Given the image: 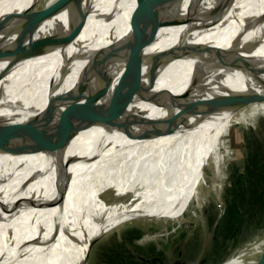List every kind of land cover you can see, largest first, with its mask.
Listing matches in <instances>:
<instances>
[{
  "label": "bare ground",
  "instance_id": "6f19581e",
  "mask_svg": "<svg viewBox=\"0 0 264 264\" xmlns=\"http://www.w3.org/2000/svg\"><path fill=\"white\" fill-rule=\"evenodd\" d=\"M39 1L0 0V16L29 9ZM134 2L122 0L120 6L127 14L57 43L47 53L23 61L1 78L0 115L25 117L43 110L50 97L75 86L80 69L99 51L111 52L121 73L132 67L139 70L138 79L142 82L150 76L155 77V90L174 88V85L180 87L185 83L183 77L177 79L180 71L190 67V61L183 57L194 44L213 43L215 47L226 48L228 40L243 23L236 13L237 7L242 14L254 16L257 5H264V0H169L137 14L133 12ZM226 8L231 21L227 23V19L221 23ZM207 25L213 28L204 32ZM239 52L234 66L208 84L210 89L237 93L264 91V39L248 42ZM3 66L0 63V70ZM105 91L101 104L81 116L64 135L63 169L53 187L73 194L79 201L86 197L107 203L103 206L107 213L102 214L103 218L146 212L154 216L160 214L163 206L159 200L176 195L185 180L191 183L187 185V199L192 191L193 196L199 191L202 196H207L206 169L212 163L211 155L237 113L211 115L199 124L195 123L193 115L191 127L160 136L161 122L167 114L163 107L165 101L161 104L160 99L123 102L113 88ZM110 97L116 101L106 105ZM128 123V128L119 129L120 125ZM41 157L38 155L35 160H31L32 156L21 157L15 165L30 164L33 170L37 167L36 159ZM7 160L6 155L0 153V163L4 165ZM197 167L201 169L194 183L191 179L193 169ZM31 169L15 171L1 184L0 201H15L22 196L34 198L33 194L38 190L41 191L40 199L48 197L49 189L43 188L41 183L36 187L32 185L29 191L22 189L23 180ZM213 172L214 180L219 181L215 169ZM218 196L217 200L223 203ZM147 199L148 207L143 208ZM189 203L164 215V219L171 220L172 215L180 213L183 214L179 219L182 218L187 209L182 212L181 208ZM103 207L99 211L104 210ZM46 209L45 206L32 209L26 206L16 210L13 217L20 228L12 236L6 231L7 239L0 243V264H87L90 244L112 230L97 221L87 228L82 222L77 223L75 230L68 225L63 228L57 221L37 214L46 213ZM71 211L66 212L67 219L74 216ZM1 215L5 220L10 217L6 212ZM25 216L33 217L22 223ZM59 230L64 235L59 234L55 239L53 233ZM260 264H264V256Z\"/></svg>",
  "mask_w": 264,
  "mask_h": 264
},
{
  "label": "water",
  "instance_id": "95a60500",
  "mask_svg": "<svg viewBox=\"0 0 264 264\" xmlns=\"http://www.w3.org/2000/svg\"><path fill=\"white\" fill-rule=\"evenodd\" d=\"M167 1L169 0H135L133 12L142 14ZM121 2L122 0H63L45 8L34 9L32 6L26 10L12 11L0 16V63L4 64L0 70V79L9 75L23 61L47 53L57 43L71 39L87 28H96L109 20L127 14L128 12L122 10L120 6ZM236 13L241 16L243 23L228 40L226 48L215 47L213 43L200 42L194 44L185 53L183 58L185 61H190V67L180 71L177 79L183 77L185 80L180 87L174 85V88L155 90V77L150 76L149 80L142 82L138 79L139 70L132 67L121 73L120 67L116 64V57L109 51H99L80 69L75 86L71 90L50 97L49 103L43 110L25 117L20 114L15 117L0 115V153H4L8 158L4 165L0 163V186L15 171L20 169L25 171L29 167L31 169L30 164L16 166L17 159L32 156L31 160H35L36 156L41 155V159H36L37 167L30 170L21 186L23 190L29 191L32 185L36 187L41 183L44 184L43 188L47 186L49 189V195L44 199H40L41 191L38 190L37 193L33 192L34 198L22 196L15 201H0V243L7 239L6 231L12 236L19 230L20 227L14 221L16 219L13 215L16 210L26 206L30 209L45 206L48 211L37 214H43L57 221L63 228L68 225L75 229L77 223L81 222L87 228L91 222L97 221L102 226H108L107 229H112L138 218H162L183 203H189L193 191L187 199L189 189L187 185L191 183L185 180L176 195L159 200L158 203L163 206L160 214L154 216L151 212H146L121 216L108 215L103 218L102 214L106 212L103 206L107 203L86 197L79 201L73 194L53 187L54 184L56 186L63 169L62 139L81 116L101 104V98L108 88H113L123 102L160 99L161 104L165 101L163 107L166 108L167 114L161 122L160 136L191 127L190 117L193 115L195 123L199 124L211 115L223 113L233 115L244 106L264 100V91L237 93L214 91L208 87V84L221 78L234 66L239 51L245 44L264 39V5H257L254 16L248 13L242 14L239 7ZM228 14L226 8L221 23L227 21ZM230 21L231 19H228L227 23ZM89 22H91L90 27ZM211 28H213L211 25H207L203 31L207 32ZM64 75L65 71L62 72L61 78ZM2 97L0 95V101ZM108 100L106 105L115 102L116 98L110 97ZM129 124L120 125L119 129L124 130ZM201 167L193 169L191 182L195 183V180H198ZM147 201L148 199L144 201L143 208L148 207ZM8 203L11 205H6ZM129 203L131 204L128 202V205ZM79 206L80 211H78ZM102 207L104 210L99 211ZM70 209L74 216L67 219L66 212ZM3 212L10 214L12 218L7 217L10 221L5 220L1 215ZM33 216H25L22 223ZM62 234L60 233L61 236ZM95 242L96 238L89 246L88 256Z\"/></svg>",
  "mask_w": 264,
  "mask_h": 264
},
{
  "label": "rangeland",
  "instance_id": "374dc122",
  "mask_svg": "<svg viewBox=\"0 0 264 264\" xmlns=\"http://www.w3.org/2000/svg\"><path fill=\"white\" fill-rule=\"evenodd\" d=\"M61 1L40 0L34 9ZM236 113L206 169L207 196H202L200 191L195 193L190 203L181 208L187 212L180 219L183 213L172 215L171 220L138 218L112 228L96 238L87 264H129L128 259L136 264H158L147 260L159 258L167 264L177 260L185 264L260 262L264 253V186L251 185V182L243 185V181L252 179V165L257 166L260 178L264 177V153L260 152H264V100L244 106ZM255 151L258 154L254 157ZM213 169L219 181L214 180ZM236 216L240 219L233 228L232 219ZM133 228L143 235L127 239L134 234L128 232ZM60 233H53V237L56 239Z\"/></svg>",
  "mask_w": 264,
  "mask_h": 264
},
{
  "label": "flooded vegetation",
  "instance_id": "af4514ba",
  "mask_svg": "<svg viewBox=\"0 0 264 264\" xmlns=\"http://www.w3.org/2000/svg\"><path fill=\"white\" fill-rule=\"evenodd\" d=\"M261 153H264V152H262V151H260ZM257 154H258V151H255L254 152V157L255 156H257ZM252 168H253V170H251V175H252V179L249 181V180H246V181H243V185H245V184H247V185H249V183L251 182V185H255V186H264V177L263 178H260L261 177V175H260V173H259V170H257L256 168H257V166H253L252 165ZM130 236H131V234H130ZM125 238H127V237H125ZM127 239H130V238H127ZM125 243H129V242H125ZM124 244V243H123ZM131 246V245H130ZM157 253V252H156ZM155 254V253H154ZM126 259H128V257L126 258ZM142 260L141 261H144V259L143 258H141ZM162 258H159L158 260H155V259H148L147 260V262L148 263H158V264H167V263H165V261L162 259ZM163 261V262H162ZM127 262L129 263V264H136V263H134V261H132V259H128L127 260ZM175 263H177V264H185L184 262H181V261H179V260H177ZM169 264V263H168ZM173 264V263H172Z\"/></svg>",
  "mask_w": 264,
  "mask_h": 264
},
{
  "label": "trees",
  "instance_id": "16d2710c",
  "mask_svg": "<svg viewBox=\"0 0 264 264\" xmlns=\"http://www.w3.org/2000/svg\"><path fill=\"white\" fill-rule=\"evenodd\" d=\"M236 195V194H235ZM237 196V195H236ZM235 196L233 195V198H232V202L235 203L236 202V199L234 198ZM240 218L238 216H236L235 218L232 219V221H234V223L232 224V227L235 228L236 224H235V221H238ZM128 232H133L134 234H131L130 236V239H135V238H138V237H141L143 234L140 230L136 229V228H133L131 229L130 231Z\"/></svg>",
  "mask_w": 264,
  "mask_h": 264
}]
</instances>
